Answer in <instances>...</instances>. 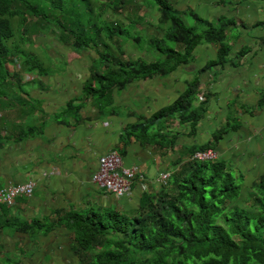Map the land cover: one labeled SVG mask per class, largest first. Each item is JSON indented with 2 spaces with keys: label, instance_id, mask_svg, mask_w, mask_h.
I'll use <instances>...</instances> for the list:
<instances>
[{
  "label": "crops",
  "instance_id": "crops-1",
  "mask_svg": "<svg viewBox=\"0 0 264 264\" xmlns=\"http://www.w3.org/2000/svg\"><path fill=\"white\" fill-rule=\"evenodd\" d=\"M167 1L200 30L233 20L237 27L226 37L230 58L216 64L218 44L202 42L186 64L118 85L116 62L151 64L160 57L152 42L168 27L149 2L104 9L101 20L113 25L111 40L103 42H111L107 48L75 50L71 43L51 42L48 34L36 36L35 46L50 45L57 58L48 68L33 66L34 74L19 73L0 97V185H35L15 207L0 206V264H81L69 215L136 216L143 194L167 184L157 183L158 176L179 175L203 148L212 149L245 188L264 177V0ZM49 33L61 39L60 32ZM88 84L91 94L84 91ZM191 86V111L204 109L197 121L186 119L191 111L160 115ZM110 152L137 169L123 197L91 181L98 159Z\"/></svg>",
  "mask_w": 264,
  "mask_h": 264
},
{
  "label": "trees",
  "instance_id": "trees-1",
  "mask_svg": "<svg viewBox=\"0 0 264 264\" xmlns=\"http://www.w3.org/2000/svg\"><path fill=\"white\" fill-rule=\"evenodd\" d=\"M42 1L50 3V7H42ZM102 1L106 2V8L122 7L123 10L129 5L149 2L157 6L159 22L168 27L163 39L152 42L160 53L156 61L151 64L115 63L114 76L118 78V85L155 73L166 74L186 64L193 49L202 42L218 44L216 64L221 65L230 58L231 47L226 37L237 27L233 20L219 19L214 25L207 23L208 27L200 30L188 25L167 0ZM64 2L0 0V97L4 95L5 87L20 76L8 68L14 61H19L21 73L34 72L30 59L24 57L21 60L26 53L23 49L12 53L7 46L15 36L11 20L20 19V33L25 35L27 28L53 22V14L49 12L53 9L63 12ZM28 17L37 19V22L28 26ZM71 24L59 23L62 42L71 43L75 50L100 46L98 35L102 28L95 31V37H87L84 28L74 29ZM106 29L108 38H111L113 25L106 26ZM168 42L176 44L179 49L170 48ZM102 44L105 48L110 45ZM106 56L100 57L102 61L110 60ZM96 76L94 73L92 78ZM102 78L109 81L112 76ZM84 91L91 94L94 90L88 84ZM194 93L195 87L191 86L160 115L176 110L190 114ZM203 110V107L198 108L192 112L195 115H186V119L197 121ZM203 150L205 148L199 151ZM237 187L236 180L222 162L188 161L179 175L170 176L160 190L143 194L134 217L115 211L89 216L69 215L68 227L75 233L76 253L81 264H264V177L249 187L248 197L243 195L238 199Z\"/></svg>",
  "mask_w": 264,
  "mask_h": 264
},
{
  "label": "rangeland",
  "instance_id": "rangeland-1",
  "mask_svg": "<svg viewBox=\"0 0 264 264\" xmlns=\"http://www.w3.org/2000/svg\"><path fill=\"white\" fill-rule=\"evenodd\" d=\"M64 1L65 2L63 6V12L55 11L54 9L53 11L49 12L50 14H53V18H52L53 22H51L49 25L44 24L39 27L27 28V32L25 35H22L20 33V27H19L20 19L16 18L11 20L15 36L11 41L7 42V46L10 48L12 53L15 52L17 49L22 50L23 48L29 47L30 49L27 48L29 51H27L25 55L22 56L21 60H23L24 57H27V59H30V61L32 62L33 64L32 67L36 65H46L47 66L46 68H48L51 65V63H54L53 62L55 61L54 58L57 57L50 56V48H51L50 45H48L45 49H42L38 46H35L34 40L37 35L44 33L49 35L48 38L51 42L55 40L56 43L58 42L60 43L61 39L59 36H57L56 34L51 35L49 33L50 31H53L54 33H59L60 32L59 23L62 25L64 23L69 22L70 24L72 23L71 25L74 29L84 28L86 33L85 35L87 37H95V31L102 28L103 31H101V34L98 36L100 46H102V43L104 41L109 42L111 40L110 38H108V32L105 30V27L108 26L109 28V26H111V23H107L108 24L107 25L101 20L100 17L101 12L106 8L105 1L102 0H64ZM41 6L42 7L44 6V8L48 9L50 7V3L44 4L42 1ZM28 18L30 19L29 23L27 24L28 26L37 22V19L35 18H30V17ZM167 44L170 48L176 47V44L174 43L168 42ZM67 45H70V43ZM110 46H112L111 42H110ZM106 52H107L106 54L109 53L107 50ZM109 56H111L110 53ZM11 66H13V69L16 72L20 73V75L23 74V73L21 74V71L18 69V67L20 66L19 61H14L13 64H11ZM10 71H12V69ZM32 74H34V72ZM25 80H28L27 76H25ZM236 184L238 185L237 187V194L239 195L238 199H241L240 196L243 195L248 197V192L250 189L248 187L245 188L244 183L240 179L236 180ZM247 204L249 203L248 202L246 203V207L249 206Z\"/></svg>",
  "mask_w": 264,
  "mask_h": 264
},
{
  "label": "built area",
  "instance_id": "built-area-1",
  "mask_svg": "<svg viewBox=\"0 0 264 264\" xmlns=\"http://www.w3.org/2000/svg\"><path fill=\"white\" fill-rule=\"evenodd\" d=\"M215 157L216 153L212 149H207L191 154L190 161H211L215 160ZM136 174L135 167H124L119 154L110 152L98 159V166L91 176V181L104 191L123 197L131 191ZM168 177L169 173L165 172L158 176L156 182L166 184ZM34 187L33 182L10 184L6 187L0 185V206L15 207L19 198H29L33 195Z\"/></svg>",
  "mask_w": 264,
  "mask_h": 264
}]
</instances>
